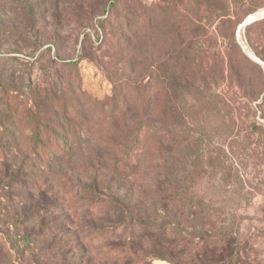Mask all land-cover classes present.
<instances>
[{"label": "trees", "instance_id": "trees-1", "mask_svg": "<svg viewBox=\"0 0 264 264\" xmlns=\"http://www.w3.org/2000/svg\"><path fill=\"white\" fill-rule=\"evenodd\" d=\"M28 1H23L25 12L34 23L38 5ZM117 1L111 0L103 16ZM120 2L124 16L119 24L114 15L99 18L111 22L106 37L121 47L117 55L124 66L112 77L111 97L100 105L111 106V115L99 119L111 122V135L103 136L111 140V148H83L86 133L76 91L67 98L33 97L13 106L0 97V264H226L235 257L232 207L221 203L205 208L210 193L231 173L219 170L202 126L194 128L206 121L209 107L201 105L202 98L195 103L187 96L200 97L198 82L208 77L204 67L230 64L225 54L210 58L203 41L217 44L226 38L213 29L222 16L219 25L233 27L237 21L230 13L217 12L204 34L201 23L194 27L186 17L174 18L167 38L173 47L161 56L158 30L167 12L163 0ZM226 2L211 11L224 12ZM262 23L264 18L251 22L247 31ZM103 37L97 33L98 50L106 49ZM86 49L80 61L59 58L77 84L81 62L95 64V52L90 55ZM111 58L117 61L115 55ZM136 70L137 79L131 77ZM209 76L214 88L226 77L219 72ZM5 81L0 76V86ZM161 83L168 97H160ZM130 87L140 90L141 97H123ZM7 94L18 97L19 90ZM89 99L91 105L99 103ZM244 133L262 134L263 143L264 124L250 123ZM18 140L28 145L12 148L10 143ZM211 221L221 232L207 233Z\"/></svg>", "mask_w": 264, "mask_h": 264}, {"label": "rangeland", "instance_id": "rangeland-1", "mask_svg": "<svg viewBox=\"0 0 264 264\" xmlns=\"http://www.w3.org/2000/svg\"><path fill=\"white\" fill-rule=\"evenodd\" d=\"M23 1L0 0V76L6 80L0 86V97L6 98L13 106L14 103H30L33 97L53 95L67 98L72 91H76L86 133L83 148H111V140L103 137L111 135V122L99 120L101 114L111 115V106L109 108L106 104L102 109L100 105L105 97H111L112 77L119 74L124 66L122 56L117 55L121 47L113 45V42L111 44L106 37L107 31L111 30V22L106 23V20L102 23L99 18L111 20L114 15L119 24L124 16L120 0L104 16L103 11L109 8L111 0H31L38 5L35 10L37 21L34 23L29 21ZM222 1H227L229 5L224 12H221L222 9L211 11L212 6H220ZM163 5L167 7V12L158 30L161 56L173 47L171 39L167 38L174 30V18L178 17V22L186 17L194 27L201 23L204 34L209 28L207 22L217 12L230 13L233 22L237 21L233 27L228 23L219 25L223 16L219 19L215 17L217 21L213 29L217 36L220 30L226 38H219L217 44L213 39L203 41V48L207 50L206 54L210 51V58L225 54L230 61L227 66L219 68L204 67V74L210 77V74L223 73L225 80L215 88L208 77L205 81L200 80V97H195V94L194 97L191 94L187 97L195 103L196 98H202L201 105L209 107L206 121H201L199 126L194 124V128L202 126L208 151L220 163L219 170L231 173L226 180L229 184L225 182L210 193L209 200L206 199L209 203L205 205L212 210L224 203L228 208L232 207L235 214L231 233L237 238L236 254L234 259H227L226 264H264V141L260 140L262 134L248 137L244 133L250 123L257 121L264 124V23L248 31L247 25L240 27L247 17L264 11V0H163ZM98 32L104 33L102 44L106 49H96L101 44L96 41ZM208 36L211 38L210 34ZM48 46L51 50L45 51ZM83 46L88 47V54L95 52L92 53L95 64L81 62V80L77 84L74 83L73 72L59 58L80 61L85 55ZM113 55L117 58L116 62L111 58ZM20 58L32 60V63H25ZM137 73L136 70L131 77L137 79ZM12 88L19 90L18 97H8L7 93ZM214 90L218 92L217 97L212 96ZM140 95V90L134 87L122 94L123 97ZM89 97H95L99 103L91 105L94 102ZM160 97H168L164 83L160 84ZM10 144L12 148L28 145L22 140ZM241 154H244L243 157ZM221 229L211 221L205 230L209 235H216ZM91 264L99 262L94 260ZM107 264L115 263L111 261ZM153 264L173 263L154 260Z\"/></svg>", "mask_w": 264, "mask_h": 264}, {"label": "water", "instance_id": "water-1", "mask_svg": "<svg viewBox=\"0 0 264 264\" xmlns=\"http://www.w3.org/2000/svg\"><path fill=\"white\" fill-rule=\"evenodd\" d=\"M261 18H264V11L260 10L252 15H250L249 17H247V19L243 22V24L240 27H245L246 25L250 24L251 22H254L256 20H259ZM255 59H257L259 62H261V60L259 58H257L255 56Z\"/></svg>", "mask_w": 264, "mask_h": 264}]
</instances>
